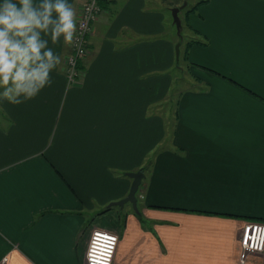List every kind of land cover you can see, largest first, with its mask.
<instances>
[{"label":"crops","instance_id":"crops-1","mask_svg":"<svg viewBox=\"0 0 264 264\" xmlns=\"http://www.w3.org/2000/svg\"><path fill=\"white\" fill-rule=\"evenodd\" d=\"M83 1L71 0L76 16ZM161 1L100 0L79 84L66 82L61 39L52 83L0 102L4 264H82L93 227L119 234L112 264H264L240 263L238 248L246 218H264V0L184 13L191 85L168 105L182 65L174 41L150 40ZM139 169L140 215L100 213Z\"/></svg>","mask_w":264,"mask_h":264},{"label":"clouds","instance_id":"clouds-1","mask_svg":"<svg viewBox=\"0 0 264 264\" xmlns=\"http://www.w3.org/2000/svg\"><path fill=\"white\" fill-rule=\"evenodd\" d=\"M77 20L71 0H0V102L20 104L52 83Z\"/></svg>","mask_w":264,"mask_h":264},{"label":"built area","instance_id":"built-area-1","mask_svg":"<svg viewBox=\"0 0 264 264\" xmlns=\"http://www.w3.org/2000/svg\"><path fill=\"white\" fill-rule=\"evenodd\" d=\"M101 10L100 0H84L76 16L77 28L71 42H66L69 53L65 57L66 75L70 81H78V62L89 53L88 37L92 23ZM82 73V72H81ZM119 234L103 227H93L87 239L82 264H112ZM239 262L244 263L253 253H264V222L246 220L238 237ZM4 257L0 264L6 262Z\"/></svg>","mask_w":264,"mask_h":264},{"label":"rangeland","instance_id":"rangeland-1","mask_svg":"<svg viewBox=\"0 0 264 264\" xmlns=\"http://www.w3.org/2000/svg\"><path fill=\"white\" fill-rule=\"evenodd\" d=\"M158 1L162 2L161 0H158ZM163 1H164L162 3L163 5L160 6L161 8H159V9L162 10V12L164 13L163 14L164 15V19H163L164 31H163V33L161 35H158V36H155V37H151L150 36V40L156 39V38H159V39H162V40L171 39L172 41H174V45L177 42L180 43L179 61L177 63H178V65H182V68H181L182 71H180V73H179V77L181 76V80H178L177 77H175L174 83L172 84V89L170 91V96H169L170 101L165 104V105H168L172 101L171 98H173L174 96L177 97L176 91L183 90L187 85H191V83H189L188 80L186 79V73L188 71H187V68L185 67V62H184V59H183L184 51H185L184 48L186 47V44H187V42L189 40L190 34L188 33L187 28L184 26V23H185V21H184L185 9L184 10L180 9V11L178 13L180 21H181L180 34L177 33L176 25H175V23L173 21V17H172V14H171V8L173 6H179L184 0H163ZM186 1H187V3H186V8H187V7L193 6L199 0H186ZM66 46H67V44H66ZM67 53H69V49H67V52L62 57V65H63L64 77H65L66 82H67L68 85L69 84L70 85L79 84L80 79L82 78V75H83V71H84V67H85V60H86V58H87L89 53H87L85 55V57L81 60L82 64L84 66L82 68H79L80 74L78 75V77H76V79H78V81H76V82H75V80L74 81H70L68 79L67 75H66L67 71H66V65H65V57H66ZM175 76H178L177 70H175ZM173 102L174 101H172V103ZM171 109L173 110V107ZM0 117L3 119L2 115H0ZM138 192L136 193V197H137ZM117 200H120V199H117ZM117 200H114V201H117ZM141 200L142 199L140 197H137V201H138L137 209H138V211H139L138 205H139V207L141 206ZM113 206L116 207L117 209L123 208L125 210H129L128 208H132V210H134L130 202L124 203L123 206H119V205H113ZM134 212H136V211L134 210Z\"/></svg>","mask_w":264,"mask_h":264},{"label":"water","instance_id":"water-1","mask_svg":"<svg viewBox=\"0 0 264 264\" xmlns=\"http://www.w3.org/2000/svg\"><path fill=\"white\" fill-rule=\"evenodd\" d=\"M186 3L187 1L184 0L179 6H173L171 8V14L173 17V21L176 25L177 33L179 34H180V28H181V21H180L178 13H179V10L186 5ZM179 45L180 43L178 42L175 44V53L177 57L179 53ZM127 175L131 178V184H130L128 193L120 200L109 202L107 206H113V205L123 206L124 203L130 202L133 209L136 212H138L136 193L139 189L141 180L144 177V172L141 169H139L136 171L127 172Z\"/></svg>","mask_w":264,"mask_h":264},{"label":"trees","instance_id":"trees-1","mask_svg":"<svg viewBox=\"0 0 264 264\" xmlns=\"http://www.w3.org/2000/svg\"><path fill=\"white\" fill-rule=\"evenodd\" d=\"M205 1H207V0H199L197 3H195L193 6H190V7H187L186 8V5L184 6V7H182L181 8V10L183 9H185V14H188V13H190L191 11H193L196 7H197V5L198 4H200L201 2H205ZM180 11V10H179ZM192 43V41L190 40V41H188L187 42V44H186V47H185V51H184V57H183V59H186L187 58V52H186V49H187V47H188V45L189 44H191ZM84 65L82 64V61H79L78 62V67L79 68H82ZM110 208H112V206H105L101 211H100V213H102V212H105L106 210H108V209H110ZM137 215H140V213L139 212H137L136 213ZM247 220H257V221H263L264 222V218H246Z\"/></svg>","mask_w":264,"mask_h":264}]
</instances>
